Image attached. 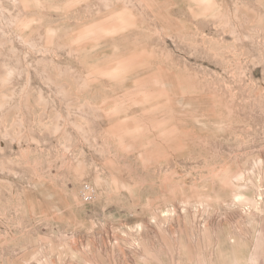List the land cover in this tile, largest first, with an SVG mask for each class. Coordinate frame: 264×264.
Wrapping results in <instances>:
<instances>
[{
	"label": "rangeland",
	"instance_id": "rangeland-1",
	"mask_svg": "<svg viewBox=\"0 0 264 264\" xmlns=\"http://www.w3.org/2000/svg\"><path fill=\"white\" fill-rule=\"evenodd\" d=\"M0 264H264V0H0Z\"/></svg>",
	"mask_w": 264,
	"mask_h": 264
}]
</instances>
